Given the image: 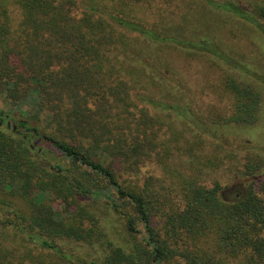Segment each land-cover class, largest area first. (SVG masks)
Segmentation results:
<instances>
[{
	"label": "trees",
	"instance_id": "trees-1",
	"mask_svg": "<svg viewBox=\"0 0 264 264\" xmlns=\"http://www.w3.org/2000/svg\"><path fill=\"white\" fill-rule=\"evenodd\" d=\"M110 1L0 0V264H264V159L223 144L257 121L263 80L218 38ZM198 1L264 43V0ZM174 56L220 72L188 86ZM227 161L239 198L208 177ZM95 243L97 260L67 248Z\"/></svg>",
	"mask_w": 264,
	"mask_h": 264
},
{
	"label": "rangeland",
	"instance_id": "rangeland-1",
	"mask_svg": "<svg viewBox=\"0 0 264 264\" xmlns=\"http://www.w3.org/2000/svg\"><path fill=\"white\" fill-rule=\"evenodd\" d=\"M109 3L111 2L108 0ZM181 6L177 1L173 0L166 3L165 0H143L140 5L135 6V13L146 19L147 21H157L163 24L162 26L174 27L181 24L198 28L196 34L211 35L218 38L233 55L241 59L249 68L264 82V43L258 33L248 27L246 24H241L236 20H231L224 15H213L206 12V4L197 0H181ZM192 14H187L188 11ZM186 19V20H185ZM175 58V59H174ZM176 64L183 66L184 75L187 77L188 86H193L200 82L204 87L208 77H215L216 73L220 72L214 64L211 65L207 61L200 58H187L179 61V57H173ZM261 93V105L258 114V119L253 124H230L223 130V144L227 148L232 149L240 156L247 152L258 153L264 159V84H255ZM208 88V87H207ZM205 88V90H207ZM207 92L197 94L198 98L208 99ZM5 106L0 100V107ZM222 139V138H221ZM36 140V139H35ZM34 141L36 152L44 149L46 144L37 143ZM56 153V154H55ZM50 158L60 163H67L56 150L50 152ZM238 161V160H237ZM236 161V162H237ZM241 162V161H240ZM234 165L235 161H227L226 165L221 166L213 171H208V177L218 179L222 185L221 196L225 199H235L241 197L245 190L243 181L247 178L239 179L234 174L227 175L229 165ZM264 175V167L256 173L255 176ZM235 177V178H234ZM264 178V177H262ZM55 205H58L54 202ZM97 214L101 221L109 227L106 232L110 235L112 241L116 244H123L126 238H129L125 232L122 221L118 220L116 214L106 212L104 206L99 203L96 208ZM73 248L78 255L86 259L97 260L104 254V248L98 243L87 245H72L67 248ZM36 253L38 250L35 249Z\"/></svg>",
	"mask_w": 264,
	"mask_h": 264
}]
</instances>
